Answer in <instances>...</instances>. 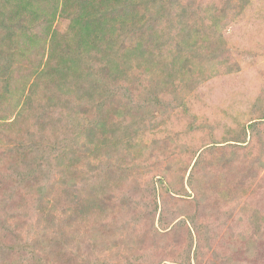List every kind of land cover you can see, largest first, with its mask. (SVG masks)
<instances>
[{
  "label": "rangeland",
  "instance_id": "obj_1",
  "mask_svg": "<svg viewBox=\"0 0 264 264\" xmlns=\"http://www.w3.org/2000/svg\"><path fill=\"white\" fill-rule=\"evenodd\" d=\"M134 1L0 0V264H264V0Z\"/></svg>",
  "mask_w": 264,
  "mask_h": 264
},
{
  "label": "trees",
  "instance_id": "obj_2",
  "mask_svg": "<svg viewBox=\"0 0 264 264\" xmlns=\"http://www.w3.org/2000/svg\"><path fill=\"white\" fill-rule=\"evenodd\" d=\"M126 1V5L124 4L123 6H126V13L127 14H130V12H131V10L134 8V6L137 4V3H135V1L134 0H124V2ZM135 4V5H134ZM139 4L140 5H142V4H144V8L145 9H153V10H156L157 9V3L155 2V0H139ZM160 7H161V5H160ZM183 8V7H182ZM2 11V9L0 8V12ZM148 12H151V11H149V10H147ZM154 15L156 14V12L154 11V13H153ZM142 17H143V15H142ZM114 18L115 17H113L112 18V20H114ZM118 18H120V17H117L116 19H118ZM115 19V20H116ZM133 20V19H132ZM132 20H130V21H132ZM147 21H149V18H146L145 19V22H147ZM113 22H115V21H113ZM125 23V20L123 21V23L122 22H120V24L121 25H123ZM13 24V22H11V25ZM85 25H86V23H85ZM4 28H6V29H10V26H8V23H6L5 24V27ZM88 28V27H87ZM180 32H182V31H187V29H189V27L188 26H186V25H184V27H180ZM121 31L123 30L124 32H126V31H128V29H127V27L125 26V25H123V28H121L120 29ZM185 31V32H186ZM3 36H5V35H3ZM118 42H120L121 43V41L119 40V41H116V39H115V37H112V38H108L107 39V41L104 43L105 45H104V48L103 49H108V53H110L109 54V56H110V58H115V56H117V58L120 60V59H122V58H125V56H126V54H127V50H125V53L123 52V51H121V48H120V44H118ZM156 46L159 48V44L158 45H156L155 44V48H156ZM102 49V50H103ZM133 52L135 53V54H133V55H131L130 53V57H134L135 59H137V60H139V61H142V59L144 58V56L143 57H141L142 56V54L144 55L145 54V50L142 48V46L141 47H134V49H133ZM28 55V50H26L25 51V56H27ZM128 57V56H127ZM42 70V69H41ZM60 70H64V71H66V72H68V70H66L65 68H63L62 67V69H60ZM43 71V70H42ZM63 71V72H64ZM64 78V77H63ZM40 129V131L42 132V131H44V130H46V129H44V128H39ZM40 133V132H39ZM77 135H75L74 136V138H71V139H68V140H77ZM60 142V141H59ZM59 142H57V144H59ZM81 143H85V140L84 141H82ZM81 143H79V144H81ZM63 147V146H62ZM61 147V148H62ZM53 149H55V147H52ZM63 148H65V146L63 147ZM43 149V151L45 152V153H48V151L47 150H45L44 148H42ZM82 150H83V145H79L78 147H77V151H78V157H77V165H79V160H81V157H82V155H85V153H82ZM85 150V149H84ZM100 247V246H99ZM197 256V255H196ZM194 258H196V257H194ZM5 260V259H4Z\"/></svg>",
  "mask_w": 264,
  "mask_h": 264
}]
</instances>
